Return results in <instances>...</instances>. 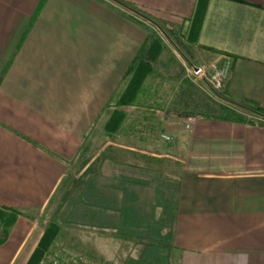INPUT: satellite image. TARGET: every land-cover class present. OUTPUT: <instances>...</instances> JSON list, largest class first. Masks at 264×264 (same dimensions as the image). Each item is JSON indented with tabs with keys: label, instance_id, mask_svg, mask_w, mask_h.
<instances>
[{
	"label": "crops",
	"instance_id": "obj_1",
	"mask_svg": "<svg viewBox=\"0 0 264 264\" xmlns=\"http://www.w3.org/2000/svg\"><path fill=\"white\" fill-rule=\"evenodd\" d=\"M120 1L186 33L196 3ZM146 42L145 26L116 0H0V212L17 213L0 264H26L44 230L40 215L74 171L98 179L87 187L98 190L100 210L136 212L147 172L163 159L176 167L175 264H264V115L230 102L264 110V0H208L196 42L187 41L195 64L229 62L221 100L255 120L199 114L185 129L187 115L156 111L151 124L170 141L151 130L134 137L129 116L107 138L113 101ZM149 90L139 94L168 98Z\"/></svg>",
	"mask_w": 264,
	"mask_h": 264
},
{
	"label": "rangeland",
	"instance_id": "obj_2",
	"mask_svg": "<svg viewBox=\"0 0 264 264\" xmlns=\"http://www.w3.org/2000/svg\"><path fill=\"white\" fill-rule=\"evenodd\" d=\"M142 24L146 29H153L155 36L160 40L159 53L162 58L159 65L152 68L154 71L152 75L149 73L150 78L147 80L149 82L146 81L144 88L141 86L139 89L135 104L122 108L124 118L120 127L123 123H129L126 121L129 116V125L134 137L145 140L151 130L156 140L162 138L170 141V138H165L162 130L151 124L156 111L162 114L165 111L169 114H179L181 118L188 114L218 117L222 111L226 112L225 109L228 108L225 107L224 101L214 100L186 78L185 66L188 62L195 64L192 57L189 59L192 48L189 49L190 52L187 49L190 46L187 44L186 31L169 28L164 22L158 23L159 27ZM165 61L168 64H165ZM206 62L208 61L201 63ZM177 73L181 76L179 84L173 80ZM153 88L159 91L158 94L167 95L168 98L164 100L146 98L143 93H148L149 89L153 91ZM237 114L245 120H255L248 114ZM120 127L114 132H109L105 128L107 138L113 139V135ZM96 132L92 131L91 136ZM98 144L100 145L98 141L90 143L89 158L97 153ZM78 161L81 164V159ZM91 166L93 167V162ZM155 166L159 167L158 171L155 170L152 175L147 172V185L144 186L146 193H143L145 190L139 191L136 212L100 210L98 202L101 198L97 195L98 190L87 187L88 183L96 185L98 179L91 180L87 172L74 171L72 176L65 180L64 192L58 198L56 206L50 207L40 215L43 232L51 223L60 227L57 237L47 249L57 241L68 255H80L87 264H175L172 259L171 238L176 208L177 180L174 172L176 167L173 160L165 159L155 162Z\"/></svg>",
	"mask_w": 264,
	"mask_h": 264
},
{
	"label": "trees",
	"instance_id": "obj_3",
	"mask_svg": "<svg viewBox=\"0 0 264 264\" xmlns=\"http://www.w3.org/2000/svg\"><path fill=\"white\" fill-rule=\"evenodd\" d=\"M118 1L121 5L133 10L136 13L144 16L136 5L129 4L120 0ZM208 0H196L195 7L192 13V16L189 20V27L187 30V41L190 43L196 42L197 35L203 20L206 6ZM145 17V16H144ZM147 30V42L145 45L139 49L138 54L133 60L132 64L126 71L125 77H128L126 86L121 93L120 97L114 103L115 109L109 116L106 122V129L109 132H114L118 130L123 120V107L133 106L135 104L136 95L139 92L145 78L152 71L153 64L156 61L157 55L161 50L160 40L155 36L154 31L150 29ZM234 106L242 107L248 109L258 114L264 115V110L258 107L253 103L247 101H235L230 100ZM219 118L226 120H234L243 122L245 119L231 111L227 110L226 112L222 111V114L218 116ZM17 213L10 211L9 213L0 212V226L2 231V236L0 237V243L4 241L7 236L8 228L14 222ZM59 225L51 223L47 226L43 235L40 237L39 242L30 257L28 258L26 264H37L41 258L43 252L48 248L51 242L57 237L59 232Z\"/></svg>",
	"mask_w": 264,
	"mask_h": 264
},
{
	"label": "built area",
	"instance_id": "obj_4",
	"mask_svg": "<svg viewBox=\"0 0 264 264\" xmlns=\"http://www.w3.org/2000/svg\"><path fill=\"white\" fill-rule=\"evenodd\" d=\"M127 9L139 22L152 26L158 24L148 20L141 14L136 13L129 8ZM229 67L230 65L228 61L222 64L217 62L216 60L201 64H193L191 62H188V64L185 66L186 78L189 82L203 89L214 100H221L223 99L222 93L229 74ZM194 120V116L188 115L184 124V128L189 129L191 123ZM165 138L169 139L170 137L165 136ZM37 264H87V262L84 257L80 255H68L62 248V245L55 241L50 249H47L43 252Z\"/></svg>",
	"mask_w": 264,
	"mask_h": 264
},
{
	"label": "water",
	"instance_id": "obj_5",
	"mask_svg": "<svg viewBox=\"0 0 264 264\" xmlns=\"http://www.w3.org/2000/svg\"><path fill=\"white\" fill-rule=\"evenodd\" d=\"M175 121H178V119H175Z\"/></svg>",
	"mask_w": 264,
	"mask_h": 264
}]
</instances>
